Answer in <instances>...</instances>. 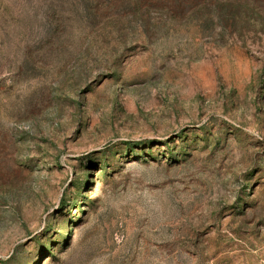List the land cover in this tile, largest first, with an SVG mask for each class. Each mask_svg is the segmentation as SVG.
<instances>
[{
	"label": "rangeland",
	"instance_id": "374dc122",
	"mask_svg": "<svg viewBox=\"0 0 264 264\" xmlns=\"http://www.w3.org/2000/svg\"><path fill=\"white\" fill-rule=\"evenodd\" d=\"M0 264H264V0H0Z\"/></svg>",
	"mask_w": 264,
	"mask_h": 264
}]
</instances>
